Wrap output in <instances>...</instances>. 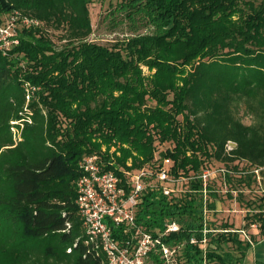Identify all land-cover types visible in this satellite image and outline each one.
Here are the masks:
<instances>
[{"label":"trees","instance_id":"16d2710c","mask_svg":"<svg viewBox=\"0 0 264 264\" xmlns=\"http://www.w3.org/2000/svg\"><path fill=\"white\" fill-rule=\"evenodd\" d=\"M91 1L0 0L1 21L19 15L12 46H0V264H105L77 204L82 158L101 153L125 179L121 167L153 164L166 142L174 147L161 159L190 189L177 197L148 186L138 222L156 232L178 220L181 231L164 241L183 245V264H204L193 236H207V261L239 264L249 238L233 224L213 229L208 217L205 234L200 175L209 159L264 167V0H124L107 17L123 16L132 35L112 46L89 39ZM253 170L240 175L246 187ZM251 210L246 226L264 234V207Z\"/></svg>","mask_w":264,"mask_h":264},{"label":"built area","instance_id":"2783aa9c","mask_svg":"<svg viewBox=\"0 0 264 264\" xmlns=\"http://www.w3.org/2000/svg\"><path fill=\"white\" fill-rule=\"evenodd\" d=\"M19 15L8 16L4 21L0 20V46L9 48L13 44L12 37L16 33V24ZM23 23L39 24L33 18H22ZM236 147V143L230 141L227 150ZM171 163V159H165ZM106 161L101 153L92 152L83 156L80 167L83 174L77 180L78 198L77 204L83 220V225L88 235V242L101 250L106 257L105 264H146L152 254H157L163 259V264H183V245H169L164 238L172 233L181 231L182 225L176 219L168 220L162 230L151 232L137 220L138 203L142 200L145 189L153 186L157 179L166 194L174 192V189L166 185L175 180L172 176V167L158 165L156 170L151 164L140 169L129 170L121 167L125 179L114 170L106 168ZM130 165V162H129ZM226 172L225 169H222ZM259 169H254L258 173ZM216 172L214 169H205L200 177L204 181L207 191L208 181ZM131 190L127 191V186ZM209 209H204L205 234ZM120 229L123 237L116 234ZM245 233V231H243ZM191 242L200 245L203 249L204 264L206 260L207 236L199 241L196 236Z\"/></svg>","mask_w":264,"mask_h":264},{"label":"rangeland","instance_id":"374dc122","mask_svg":"<svg viewBox=\"0 0 264 264\" xmlns=\"http://www.w3.org/2000/svg\"><path fill=\"white\" fill-rule=\"evenodd\" d=\"M122 1L124 0L91 1L90 10L92 14L94 32L90 36V40L96 41L100 44L112 46L118 40H122L123 38L132 35L131 25L128 21L124 20L123 16L117 14L116 17H113L112 15L107 17L111 11L116 10L117 5ZM122 20L124 21L121 22ZM147 30H149V28L140 27L139 32H146ZM61 34L62 32H54L56 45L58 48H60L64 43L60 40ZM144 70L146 74L149 73L147 67H144ZM149 104L154 105L155 102L150 101ZM240 115L244 122L251 123V117L249 115L244 114L243 111ZM181 118L182 116H180V119ZM172 147H174V143L172 142H166L164 144L157 143L156 159L152 164L154 166V170H156L159 164L165 165L166 167H172L173 162L166 163L163 159H161L160 156L161 151H165L166 149ZM102 150H107L105 145L103 146ZM112 150H114V147ZM207 162L208 165L212 167L211 169H214L216 172L215 176L211 179L209 183L210 186L206 193H204L203 197L204 209H209L207 217L210 227L213 229H220V227H222V225L225 223L233 224L235 227H241L243 222L247 220L246 217L248 215L249 217H252L251 214L254 213L252 210L246 212L243 209H259L264 207V198L262 197V194L258 193L256 188H251V191H249L245 184L241 182L242 178L240 175H243L244 177L253 175L251 172L253 169H251L246 161H241L239 164H225L216 159H209ZM236 165H238V168H236ZM222 169H225L226 172H223ZM172 176L175 178V180L166 185H169V188L174 189L173 195L177 197L184 196L190 189L191 180L189 176L177 177L173 173ZM153 184L155 186L161 185L157 179L153 181ZM218 200H220L221 205L223 204L221 208L217 206ZM232 200L235 201L232 202ZM212 203L214 204V207H212ZM229 209L233 211L230 212ZM224 248L226 250L233 251L236 256H239L240 254L239 250L236 248V245L232 243L225 245ZM206 264H219V262L207 261Z\"/></svg>","mask_w":264,"mask_h":264},{"label":"crops","instance_id":"0c3cea01","mask_svg":"<svg viewBox=\"0 0 264 264\" xmlns=\"http://www.w3.org/2000/svg\"><path fill=\"white\" fill-rule=\"evenodd\" d=\"M258 173H255V182H253L251 187H247L249 191L251 188H256V191L264 195V167L258 168ZM235 200H232L234 202ZM217 206L221 208L220 200L217 201ZM241 204V203H238ZM242 208V207H241ZM221 210V209H219ZM230 212L233 210L229 209ZM246 212H249L251 209H243ZM247 221H244L241 227L233 228L241 229L245 231L242 233V237L249 238L251 246L243 254V258L239 264H264V234L261 233L258 224L252 223L249 226H246Z\"/></svg>","mask_w":264,"mask_h":264}]
</instances>
